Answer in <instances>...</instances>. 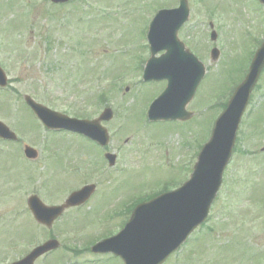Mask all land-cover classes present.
<instances>
[{"label":"rangeland","instance_id":"obj_1","mask_svg":"<svg viewBox=\"0 0 264 264\" xmlns=\"http://www.w3.org/2000/svg\"><path fill=\"white\" fill-rule=\"evenodd\" d=\"M189 1L191 18L179 37L204 62L207 75L188 106L195 113L191 120L152 124L147 121V112L164 87L142 82L143 68L150 56L147 32L155 13L163 7L176 8L178 0H72L63 7L49 0H0V66L10 85L7 90L0 89L4 92L0 93V119L17 131L23 143L37 148L42 155L37 167L27 162L25 172L24 163L17 161L15 147L8 155L0 154L1 185H10L13 192L12 182L19 188L25 179L27 194L34 189L46 203L58 200L62 193L55 190L62 189L64 181L57 183L59 189L53 183L47 184L49 170L44 159L50 152L42 141L50 137L49 146L61 142L71 156L78 150L73 153L69 145L74 150L85 147V142L69 135H48L29 110H24L25 95L79 118L85 115L86 119H95L106 107L113 108V120L104 125L112 134L110 151L120 158L117 167L108 171L117 175L122 163L130 166L122 168L127 170L123 179L119 175L108 187L117 189L116 196L120 189L158 193L188 178L202 148L199 144L209 139L215 120L231 96L233 82L239 80L251 53L255 54L264 42V7L259 8L256 0ZM68 14L72 16L70 23L65 18ZM211 21L219 35L216 43L210 41ZM61 24L64 25L60 27ZM255 37L257 40L252 42ZM214 47L222 52L217 62L210 56ZM250 63L251 60L242 80ZM112 81L125 83L116 90L114 101L106 93L104 98L111 102H94L100 91L110 90ZM128 86L133 90L131 96L125 93ZM246 116L209 221L167 264H264V71ZM127 139L132 150L128 146L126 153ZM87 149L95 152L93 146L84 148ZM63 156H53L58 169L64 167ZM88 166L91 174H96L94 161ZM127 193L124 195H131ZM10 197L13 200L8 231L27 239L21 240L23 254L53 237L61 241L64 249L84 243V239L73 237L65 222L73 218L74 212L48 231L39 228L27 209L26 195L23 198L13 192ZM94 206L99 203L89 204L84 213L77 214L80 219L69 224H86L85 231L76 235L96 234L107 227L94 220L96 213L100 214L99 208L92 211ZM113 206L114 203L110 205ZM56 258L60 260H52L51 264H77L67 256ZM42 264L48 263L45 260ZM97 264L117 262L110 257Z\"/></svg>","mask_w":264,"mask_h":264},{"label":"water","instance_id":"obj_2","mask_svg":"<svg viewBox=\"0 0 264 264\" xmlns=\"http://www.w3.org/2000/svg\"><path fill=\"white\" fill-rule=\"evenodd\" d=\"M188 16V2L181 0L179 9L159 12L150 27L149 41L153 59L149 62L145 80L169 82L166 91L151 107L149 117L152 121L185 120L191 116L186 106L194 98L204 78L205 67L177 38ZM162 50L166 53L155 58ZM214 56H218L217 51H214ZM263 68L264 46L253 62L250 74L238 87L227 110L217 121L213 137L200 154L191 180L175 192L140 205L125 229L118 236L98 244L93 249L95 253L112 252L126 264H162L206 220L222 184L224 170L231 159L239 124ZM0 85H6V77L1 69ZM26 101L48 128L86 134L101 144L108 140L106 131L98 122L69 119L35 103L29 97H26ZM102 119H106V116ZM0 135L14 137L1 123ZM27 153L30 156L35 151L28 148ZM90 192L87 189L73 195L69 205L83 203ZM29 205L35 216L45 223L56 218L62 210L47 208L36 198ZM53 248L55 246L52 243L39 248L24 264H31L34 257Z\"/></svg>","mask_w":264,"mask_h":264}]
</instances>
